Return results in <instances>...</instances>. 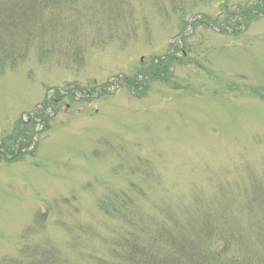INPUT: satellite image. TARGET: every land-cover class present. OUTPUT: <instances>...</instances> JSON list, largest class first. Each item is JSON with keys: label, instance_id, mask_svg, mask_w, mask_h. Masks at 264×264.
Masks as SVG:
<instances>
[{"label": "rangeland", "instance_id": "1", "mask_svg": "<svg viewBox=\"0 0 264 264\" xmlns=\"http://www.w3.org/2000/svg\"><path fill=\"white\" fill-rule=\"evenodd\" d=\"M78 1L72 40L0 65V264L111 259L126 226L106 198L134 218L183 222L217 200L253 240L248 202L264 203L259 0H125L113 29L96 0Z\"/></svg>", "mask_w": 264, "mask_h": 264}, {"label": "trees", "instance_id": "2", "mask_svg": "<svg viewBox=\"0 0 264 264\" xmlns=\"http://www.w3.org/2000/svg\"><path fill=\"white\" fill-rule=\"evenodd\" d=\"M261 1L256 2L260 13L264 6ZM155 3L162 10L165 5L177 9L184 2L154 0ZM93 5L95 11L102 12V21L110 29L121 24L124 9L129 7L125 0H96ZM80 8L78 0H0V65L8 64L15 68L32 47L36 48L42 60L46 59L41 46L55 44L58 37L67 42L72 40L75 17L83 20ZM21 136L19 141L28 145L32 134ZM20 151L21 143L20 148L8 152L7 161L17 160ZM255 199L263 207L258 208ZM255 199L248 202L250 211L256 208L258 214V221L249 224L251 234V229L256 228L252 240L239 224L229 222L227 210L217 209V200L209 204V210L205 212H201V209L205 210L203 203L197 201V215H201L183 222L171 211H162L159 216L146 221L134 218L128 212L130 205L124 211L128 216L125 217L120 211L122 206L113 207V200L106 198L108 203L105 202L107 207L104 211L110 216L119 215L126 226V233L116 242L117 249L113 247L115 253L111 259L93 258L97 264H264V203L260 198Z\"/></svg>", "mask_w": 264, "mask_h": 264}]
</instances>
